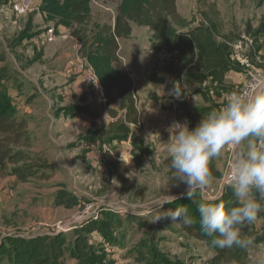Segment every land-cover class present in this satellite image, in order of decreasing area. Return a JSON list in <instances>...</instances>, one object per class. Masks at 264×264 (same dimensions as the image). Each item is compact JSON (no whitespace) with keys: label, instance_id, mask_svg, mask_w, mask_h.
Returning <instances> with one entry per match:
<instances>
[{"label":"crops","instance_id":"crops-1","mask_svg":"<svg viewBox=\"0 0 264 264\" xmlns=\"http://www.w3.org/2000/svg\"><path fill=\"white\" fill-rule=\"evenodd\" d=\"M17 1L27 3L24 15L11 10ZM107 1L91 0L86 21L77 24L65 0H0V94L26 122L27 151L42 154L49 169L46 178L26 182L12 174L13 164L0 170V264H79L70 249L75 232L92 220L81 215L85 203L93 204L98 217L135 211L133 134L144 147L150 145L146 163L167 162V128L173 121L187 122L186 110L221 108L252 77L254 94L264 91L261 21L236 13V21L225 20L219 0H175L179 19L166 17L163 30L173 35L133 22L131 35L117 41L119 61L108 68L125 75L137 97L138 126L125 123L116 97L107 105L104 94L77 89L63 72L81 58L95 71L119 4L135 2ZM148 2L146 11L162 9V0ZM48 28L54 30L52 42L46 41ZM225 61L235 69H222ZM174 82L184 92L180 99L168 95ZM116 123L129 127L126 141L112 138ZM230 148L214 159L219 178ZM243 148L234 147L237 157ZM126 191L132 199H125ZM57 222L68 230L51 234L48 226ZM251 226L252 244L241 264H264V211ZM56 238L62 245H54Z\"/></svg>","mask_w":264,"mask_h":264},{"label":"clouds","instance_id":"clouds-1","mask_svg":"<svg viewBox=\"0 0 264 264\" xmlns=\"http://www.w3.org/2000/svg\"><path fill=\"white\" fill-rule=\"evenodd\" d=\"M182 94L181 86L174 82L168 95L180 99ZM167 131L170 180L173 186L185 185L181 195L196 205L200 230L212 238L214 247L248 248L252 239L242 235L241 228L257 222L264 211L260 203L264 200V91L250 96L229 94L223 106L202 116L195 128L188 122L173 121ZM241 145L244 148L232 162L229 176L235 206L197 200V194L211 186L210 162L221 157L226 148ZM177 199L162 195L157 205L161 214L155 221L164 219L191 227L197 220L187 207L164 210L165 204H174Z\"/></svg>","mask_w":264,"mask_h":264},{"label":"rangeland","instance_id":"rangeland-1","mask_svg":"<svg viewBox=\"0 0 264 264\" xmlns=\"http://www.w3.org/2000/svg\"><path fill=\"white\" fill-rule=\"evenodd\" d=\"M108 1L109 4L113 3V0ZM123 3L121 1L120 7ZM218 8L225 14V20L230 17L236 21L233 17L234 13L236 16L242 15V18L248 16L259 21L264 17V0H219ZM153 13L155 14V11ZM151 14L148 11L146 17L150 18ZM151 19L155 20L154 16H151ZM72 67L70 65L64 68V74L66 69ZM87 88L88 86L84 89ZM115 97L119 101L117 95ZM135 99L137 103V97ZM21 120L25 122L24 119ZM133 135L134 142L136 141L132 151V161L135 167V178L133 179L135 195L126 191L123 196L125 199L127 197L132 199V195L135 196V211L131 213L125 211L121 214L122 216L117 213L103 212L100 217L96 215L91 218L87 226L78 229L73 241L84 250L83 257L85 258L84 261L81 258L79 263L206 264L215 253L202 241L186 233L181 223L171 224L170 221L164 219L155 221L156 216L161 214L157 210V205L162 195L179 196L185 189V185L173 186L168 183L166 174L169 164L167 162L149 160L146 163L148 155L152 152L150 145L144 147L141 140L137 139L135 134ZM44 138H47L46 132ZM131 146L133 148L132 143ZM18 149L13 146L10 149L12 154H19L12 163L15 168H27L33 177L46 178L49 176V169L42 154L28 152L27 149ZM142 149L146 150L145 156L142 154ZM134 156L140 161V166L134 162ZM148 167L151 169L149 170ZM219 180L220 178H212L211 186L205 191L212 196L216 195ZM225 191H222L221 195ZM164 210L167 209L164 207ZM92 237L97 239L93 240Z\"/></svg>","mask_w":264,"mask_h":264},{"label":"trees","instance_id":"trees-1","mask_svg":"<svg viewBox=\"0 0 264 264\" xmlns=\"http://www.w3.org/2000/svg\"><path fill=\"white\" fill-rule=\"evenodd\" d=\"M66 2L67 5L65 7H68L69 13L74 16V21L77 24L84 23L86 21V13L89 10V4L91 0H65L64 5L66 4ZM123 2V5L119 8V12L115 17L113 30L102 45L103 56L97 57L95 59V74L101 83L106 104L111 105L112 103H114L115 96L117 95L119 97L118 109L124 111L123 116L125 123L132 124L136 127L138 126L137 103L135 97L130 94V85L126 80L125 75L111 68H108L109 65L118 63L119 61L117 41L120 39H127L131 35L132 28L130 23H145L146 25L150 26L151 30L155 32H165L163 30H165V28L168 26L166 17H170L172 21H178L179 17L176 13L175 0H162V9L160 7H157L156 5L153 6V8L156 9V12L155 14L152 13L150 15V18L146 17V13L149 11H146V7L150 1L148 2V0H135V2ZM151 16H154L155 20H152ZM260 26L262 29H264V17L261 20ZM165 34H168L169 36L173 35L172 32H165ZM228 68L235 69L232 64L225 61V64H222V69ZM197 81H199V78H197ZM218 85H220L219 82ZM215 109H219L218 106L209 105L208 107L204 108H191L186 110L184 116L189 124V127L195 128L198 122L202 119V116ZM14 113V108L0 94V170L4 169L5 165L12 164L14 158L19 155L11 153L10 149L12 146L15 148L21 147L23 149H29L31 147L30 137L26 131V124L23 120L15 117ZM114 131L116 135L112 136V138L118 141H126L130 133L129 127L120 123H116V125L114 126ZM134 140L135 139H133L132 141L133 150L136 145V141L134 142ZM141 151L143 152V155L146 153L145 149H142ZM134 160V162L140 166V161L138 159H135V156ZM167 163L169 164V170L166 174L167 181L169 184L173 185L170 180L172 171L170 169V158H168ZM209 168L212 173V178H219L214 168V159L210 162ZM12 174L16 176V178L20 182H26L27 179L33 177L32 174L28 172L27 168H14ZM224 191L225 192L220 197L210 202H222L226 205V207L235 206L236 202L233 197L231 188L227 187L224 189ZM184 192L185 189H183L182 193ZM181 194L177 196L178 199L174 204H165L164 207L166 209H174L178 206H185L189 209L190 215L196 218L197 222L194 223L191 227H185L183 224L182 227L186 233L193 235L196 239L202 241L215 253L214 257L206 264H241V260L244 257L245 248L234 246L232 248L220 249L218 247L212 246V238L206 236L200 230V226L198 223L199 214L196 209V205L192 203L189 198H187L186 196H182ZM196 199L204 200L202 199L200 193L197 194ZM241 232L242 235L251 238L253 235L251 224L243 226L241 228ZM56 244L58 246L62 245L59 242V238H56L54 240V245ZM74 245L75 246H72V248L70 249L73 252V257H75L77 261H80L81 258H83L84 261V250H82L78 246L77 242H75Z\"/></svg>","mask_w":264,"mask_h":264},{"label":"built area","instance_id":"built-area-1","mask_svg":"<svg viewBox=\"0 0 264 264\" xmlns=\"http://www.w3.org/2000/svg\"><path fill=\"white\" fill-rule=\"evenodd\" d=\"M27 3L17 1L11 4V10L15 12L17 15H24L27 12ZM54 30L52 28H48L46 31V41L52 42L54 40ZM65 75L69 79H74L76 82L79 90H85L84 88L88 86V90L97 91L100 94L103 95V89L101 86V83L96 76L93 69L85 62L84 59H79L76 66H73L72 68H68L65 71ZM257 89V82L254 77H252L244 86L242 89V95H254V91ZM237 158L234 147L230 148L224 165V170L222 173V176L218 183V190L217 194L212 196L208 194L205 190L200 193L202 199L206 201H213L221 196L222 191H224L225 188L229 187V176H230V169L232 162L234 159ZM220 193V195H219ZM94 206L90 203H85L81 209V215L82 216H89L90 218H93L96 216L94 213ZM36 229L39 228V226L35 227ZM49 232L51 234H62L65 231L68 230L67 227H65L61 222H57L55 224H52L48 226Z\"/></svg>","mask_w":264,"mask_h":264}]
</instances>
